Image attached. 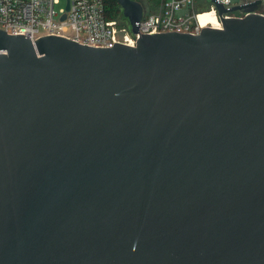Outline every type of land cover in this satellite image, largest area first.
<instances>
[{"label":"water","instance_id":"1","mask_svg":"<svg viewBox=\"0 0 264 264\" xmlns=\"http://www.w3.org/2000/svg\"><path fill=\"white\" fill-rule=\"evenodd\" d=\"M213 1L136 46L0 29V264H264V15Z\"/></svg>","mask_w":264,"mask_h":264},{"label":"built area","instance_id":"2","mask_svg":"<svg viewBox=\"0 0 264 264\" xmlns=\"http://www.w3.org/2000/svg\"><path fill=\"white\" fill-rule=\"evenodd\" d=\"M62 1L0 0V29L26 35L33 41L45 35H58L95 47H112L116 42L136 46L144 33H199L203 27H215L208 23L210 16L220 19L213 0H156L149 4L137 0L143 5V14L138 31H134L123 9L122 15L113 16L106 0H65L66 6ZM250 1L254 0H218L227 8ZM254 12L264 15V0ZM249 13L238 9L224 16L244 17ZM220 22L218 28L222 27L221 19Z\"/></svg>","mask_w":264,"mask_h":264},{"label":"rangeland","instance_id":"3","mask_svg":"<svg viewBox=\"0 0 264 264\" xmlns=\"http://www.w3.org/2000/svg\"><path fill=\"white\" fill-rule=\"evenodd\" d=\"M156 0H146V3L149 4L150 2H155ZM106 4H107V7L109 8V12L113 14L112 11H115L114 9H117L118 6L120 5V3L118 2L117 0V3L115 2V0H106ZM62 5L63 6H66V1L63 0L62 1ZM111 9V11H110Z\"/></svg>","mask_w":264,"mask_h":264},{"label":"bare ground","instance_id":"4","mask_svg":"<svg viewBox=\"0 0 264 264\" xmlns=\"http://www.w3.org/2000/svg\"><path fill=\"white\" fill-rule=\"evenodd\" d=\"M204 16H206V15L204 14ZM209 18H211V20H209L208 23H213V25H214L215 27H218V26L221 25V22H220V19H219V18H217V17H215V16H210ZM204 19H205V17H204ZM205 23H206V22L204 21V24H205Z\"/></svg>","mask_w":264,"mask_h":264},{"label":"trees","instance_id":"5","mask_svg":"<svg viewBox=\"0 0 264 264\" xmlns=\"http://www.w3.org/2000/svg\"><path fill=\"white\" fill-rule=\"evenodd\" d=\"M115 2L117 3V0H115ZM115 11H112L113 12V16H119V15H122V7L121 5L118 6L117 9H114Z\"/></svg>","mask_w":264,"mask_h":264}]
</instances>
